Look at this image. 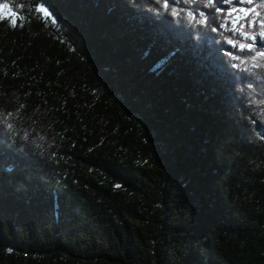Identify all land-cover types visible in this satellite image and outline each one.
I'll return each instance as SVG.
<instances>
[{
	"label": "trees",
	"instance_id": "obj_1",
	"mask_svg": "<svg viewBox=\"0 0 264 264\" xmlns=\"http://www.w3.org/2000/svg\"><path fill=\"white\" fill-rule=\"evenodd\" d=\"M15 3L0 264H264V57L220 27L234 10L264 31V0Z\"/></svg>",
	"mask_w": 264,
	"mask_h": 264
},
{
	"label": "snow or ice",
	"instance_id": "obj_2",
	"mask_svg": "<svg viewBox=\"0 0 264 264\" xmlns=\"http://www.w3.org/2000/svg\"><path fill=\"white\" fill-rule=\"evenodd\" d=\"M209 5H211L213 3V0H208ZM164 7L167 9L168 8V0H165V4ZM8 8V4H0V13L4 12V9ZM217 11H221V9L217 8ZM36 11L38 13H42L44 15V17H50L52 14L43 6L37 7ZM233 11L234 10H229L227 13H225V20L224 23H222L220 25V27L225 28L226 30H230L233 31L234 34L239 32V34L246 40L250 39L251 41H253V43H248L247 45L244 43H238L236 41L233 40H229L228 43L233 44V46H237L238 43V47L241 51L245 50L247 48V50L249 52L252 53L251 55V60L255 61L257 57H264V44H262L261 49L259 51H254V48L256 47L255 45V41L257 40V35L264 37V31H260L259 33H255V34H249L248 32H244L243 29L245 27L248 28H254L256 27V20L255 18L251 19V20H246L245 22H241L244 18L240 17V16H234L233 15ZM172 15H180L181 13L177 11V9L175 7H173L171 9ZM197 15L199 16V19H197ZM258 15V14H257ZM16 14L15 13H11V23L13 24V26L16 25V18H15ZM186 16L188 18H190L191 22L194 23H198V24H208V18L206 16L205 13L200 12L198 14H194L193 12L189 11L186 13ZM229 25H231V27H229ZM237 25H239V27L237 28ZM259 25L262 29H264V20H260L259 21ZM216 29H213V31H215ZM234 59H239V57H234ZM246 63V61H241V64ZM255 67H261L262 65H254ZM235 67H240V65H235ZM245 71H248L249 69H244ZM262 103H264V101H262ZM9 127H11V125H9Z\"/></svg>",
	"mask_w": 264,
	"mask_h": 264
},
{
	"label": "rangeland",
	"instance_id": "obj_3",
	"mask_svg": "<svg viewBox=\"0 0 264 264\" xmlns=\"http://www.w3.org/2000/svg\"><path fill=\"white\" fill-rule=\"evenodd\" d=\"M0 4H8V8L4 9L3 13H0V16L9 17L11 16V13H17L22 10V7L18 6L15 3V0L9 1V0H0ZM245 14L244 12H242Z\"/></svg>",
	"mask_w": 264,
	"mask_h": 264
}]
</instances>
